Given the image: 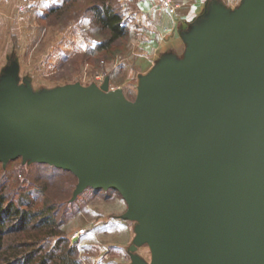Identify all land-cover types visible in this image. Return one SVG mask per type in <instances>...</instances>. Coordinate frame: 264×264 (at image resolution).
<instances>
[{"label": "water", "instance_id": "95a60500", "mask_svg": "<svg viewBox=\"0 0 264 264\" xmlns=\"http://www.w3.org/2000/svg\"><path fill=\"white\" fill-rule=\"evenodd\" d=\"M208 33L155 67L135 100L106 77L0 115V162L118 190L128 217L146 215L150 264H264V0Z\"/></svg>", "mask_w": 264, "mask_h": 264}, {"label": "rangeland", "instance_id": "374dc122", "mask_svg": "<svg viewBox=\"0 0 264 264\" xmlns=\"http://www.w3.org/2000/svg\"><path fill=\"white\" fill-rule=\"evenodd\" d=\"M29 2L17 0L14 20L3 21L8 35L0 37L1 116L30 112L64 88L100 86L106 77L110 90L121 89L130 100L149 85L154 71L145 59L149 29L136 16L142 0H109L126 29L111 43L109 30L94 17L98 0H44L31 12ZM24 13L29 16L19 21L18 15ZM27 27H33L34 37ZM74 38L75 48L69 45ZM79 186L73 172L50 163L23 157L0 162V190L6 201L36 213L26 226L44 216L51 218L42 235L23 230L20 217L7 218L1 231L0 264H21L27 249H17L16 244L39 235L45 249L58 238L66 240L80 264H133L140 259L150 264L151 246L140 240L146 215L128 217L129 204L116 189ZM50 230L56 234L50 236Z\"/></svg>", "mask_w": 264, "mask_h": 264}, {"label": "crops", "instance_id": "0c3cea01", "mask_svg": "<svg viewBox=\"0 0 264 264\" xmlns=\"http://www.w3.org/2000/svg\"><path fill=\"white\" fill-rule=\"evenodd\" d=\"M44 0H30V12L37 10ZM143 8L137 13L149 32L145 59L148 68H155L162 62L173 59L180 61L185 57L188 47L197 44L198 38H206L209 30L220 26L226 19L241 10L247 0H177V8L168 10L161 0H142ZM238 2V4H237ZM17 0H0V37L8 35V29L3 27V21L14 20ZM29 12V13H30ZM27 13L20 14L22 17ZM31 16V13H30ZM25 27L26 25H22ZM33 27L31 30L34 37ZM13 33V32H12ZM23 33V31H22ZM71 47L77 46L75 38L69 41ZM67 46V45H65ZM75 48V47H73Z\"/></svg>", "mask_w": 264, "mask_h": 264}, {"label": "trees", "instance_id": "16d2710c", "mask_svg": "<svg viewBox=\"0 0 264 264\" xmlns=\"http://www.w3.org/2000/svg\"><path fill=\"white\" fill-rule=\"evenodd\" d=\"M94 17L97 22L104 28L108 29L110 36L108 42L111 43L119 37L125 35L126 29L122 25L121 14L114 10L110 5L109 0H98L93 6ZM35 212L31 209H22L14 207L13 203H8L3 196V192L0 190V246H1V231L2 225L7 218L12 216L20 217L21 227L23 230L36 231L37 234L42 235L43 227L50 222L49 216H44L37 223H34L31 227H27V222L31 221ZM27 225V226H26ZM45 228V227H44ZM38 231V232H37ZM50 236L55 235L54 230L48 232ZM38 236V239L31 242H19L16 244V248L25 247L27 250L23 255L21 264H80L79 260L72 256L73 248H68L65 243L66 240L58 238L56 243L45 249L43 244H40L42 238ZM17 255V254H16ZM20 259V258H18Z\"/></svg>", "mask_w": 264, "mask_h": 264}, {"label": "built area", "instance_id": "2783aa9c", "mask_svg": "<svg viewBox=\"0 0 264 264\" xmlns=\"http://www.w3.org/2000/svg\"><path fill=\"white\" fill-rule=\"evenodd\" d=\"M26 3L28 0H22ZM161 4L164 8L169 10H175L177 8V0H161Z\"/></svg>", "mask_w": 264, "mask_h": 264}]
</instances>
